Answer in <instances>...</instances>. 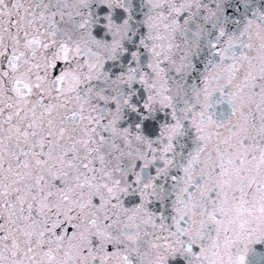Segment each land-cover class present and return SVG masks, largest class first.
I'll return each instance as SVG.
<instances>
[{
	"label": "snow or ice",
	"instance_id": "obj_1",
	"mask_svg": "<svg viewBox=\"0 0 264 264\" xmlns=\"http://www.w3.org/2000/svg\"><path fill=\"white\" fill-rule=\"evenodd\" d=\"M0 264H264V0H0Z\"/></svg>",
	"mask_w": 264,
	"mask_h": 264
}]
</instances>
